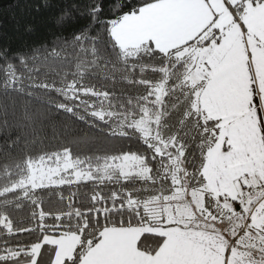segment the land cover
<instances>
[{
  "label": "snow or ice",
  "instance_id": "6c2138e0",
  "mask_svg": "<svg viewBox=\"0 0 264 264\" xmlns=\"http://www.w3.org/2000/svg\"><path fill=\"white\" fill-rule=\"evenodd\" d=\"M0 264H264V0L0 8Z\"/></svg>",
  "mask_w": 264,
  "mask_h": 264
},
{
  "label": "trees",
  "instance_id": "16d2710c",
  "mask_svg": "<svg viewBox=\"0 0 264 264\" xmlns=\"http://www.w3.org/2000/svg\"><path fill=\"white\" fill-rule=\"evenodd\" d=\"M11 0H0V8H7Z\"/></svg>",
  "mask_w": 264,
  "mask_h": 264
}]
</instances>
